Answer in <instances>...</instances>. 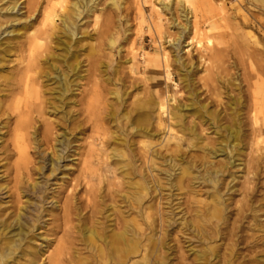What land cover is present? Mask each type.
Returning a JSON list of instances; mask_svg holds the SVG:
<instances>
[{
    "label": "rangeland",
    "instance_id": "obj_1",
    "mask_svg": "<svg viewBox=\"0 0 264 264\" xmlns=\"http://www.w3.org/2000/svg\"><path fill=\"white\" fill-rule=\"evenodd\" d=\"M82 1L74 20L77 34L60 40L61 15L75 0H18L11 13L5 12L7 0H0V31L5 32L0 35V213L23 204L21 189L28 182L42 184L43 199L26 195L44 210L31 243L39 251L36 264H49L60 243L62 264H96L99 248L115 260L107 243L124 225L139 240L127 264L139 262L145 250L150 264H264V10L250 0H93L88 12ZM53 5L54 25L42 27L43 13ZM10 30L20 33L7 34ZM33 34H42L43 47L34 46ZM30 53L36 63L27 74L28 87L36 94L27 99L21 81ZM164 54L170 76L162 68ZM175 57L192 68L188 90ZM151 61L159 62L156 75L147 73ZM76 63L79 68L70 71ZM94 94L99 102L92 111L88 104ZM157 96L167 101L168 111L188 105L182 107V124L193 127L194 135L175 133L178 127L170 132L173 121L166 113L158 120ZM142 99L154 107L151 150L122 117ZM201 104L219 114L222 127L238 125L240 142L231 152L227 147V154H210L229 134L220 130L219 138L212 126L199 123L191 108ZM22 122L26 164L15 148ZM64 135H71L63 151L67 157L50 176L52 145ZM170 137L179 140L167 142ZM175 144L180 159L172 166L167 161ZM112 149L124 156H112ZM198 159L221 166L217 190L225 219L218 225L202 224L212 187L202 181L203 168L194 172L200 179L178 182L180 164ZM139 185L148 189L140 204L132 198ZM91 227L106 241L89 244L84 230Z\"/></svg>",
    "mask_w": 264,
    "mask_h": 264
},
{
    "label": "bare ground",
    "instance_id": "obj_2",
    "mask_svg": "<svg viewBox=\"0 0 264 264\" xmlns=\"http://www.w3.org/2000/svg\"><path fill=\"white\" fill-rule=\"evenodd\" d=\"M93 0H85V7L86 11H91V6L88 7V3H91ZM252 3L257 4L261 9L264 10V0H250ZM7 5L5 7V12H12L15 10L16 5L18 3V0H7ZM62 2H65V0H62ZM186 3H189V0H185ZM82 0H75L74 3L71 4V9H69V13H64L61 16V22H62V35H60L58 38L62 40V37L65 35L68 38L75 36L76 33V25H75V18L79 17L82 12L79 11L80 5H82ZM59 5V4H58ZM31 4L27 3V11L30 14L31 10L30 7ZM61 6V5H60ZM59 8H63L60 7ZM55 5L51 7V9L44 11L43 18L41 25L42 27H53L54 25V18L56 17V11H55ZM164 8H167L166 6ZM1 11V9H0ZM244 15V14H243ZM31 14L28 18H31ZM183 17L185 20H188L186 12H184ZM244 19L247 20V17L244 16ZM188 25V22H187ZM2 24L0 23V30H1ZM186 29V26L183 30ZM5 33L4 31H0V35ZM20 31H14L10 30L7 32V34H19ZM44 34V33H43ZM159 39L160 36L157 34ZM42 34L40 36H37L33 34L31 36V39L34 41V46H37L39 48L44 46V41H42ZM48 36V35H47ZM47 38V37H46ZM45 39V38H44ZM181 36L178 37V39H175V47L177 49L179 48V42H180ZM113 40H109V45H114ZM211 40L208 38L206 41L207 45H211ZM190 44V41L187 45ZM200 45V43H197ZM32 53H30L28 57V63L29 65L26 68V74L23 76V80L21 81V84L23 86L22 90L25 95V97L28 99L31 97V95H35L36 92L29 89V83L31 82L30 77L27 75L28 71L32 68H34V63H36L34 57H32ZM173 63H178L177 67L179 68V71L184 72L181 77V84L182 87L186 90L190 88V75L192 73V68L189 67V65L183 64L180 62L179 58L175 57L173 60ZM50 66L52 67V70H55L54 65L51 63ZM70 71L77 70L79 68L78 64L76 63L74 66H71ZM169 67L170 64L167 62V54L163 55V62H162V68L164 71L167 72L168 76L169 74ZM159 62L158 61H151L150 62V71H147V73L151 75H156V71L159 70ZM184 70V71H183ZM30 72V71H29ZM67 76L62 75V79L64 80ZM59 80L61 78L59 77ZM62 84V88L64 91H68L69 86H67V82L65 79L64 81H60ZM156 84V81L154 82ZM117 101L121 100V94L118 92L112 93ZM158 97V96H157ZM158 102L155 107L157 109V118L159 121L162 120V115L167 114L169 115V121H173V123H170L169 125V131L174 132V128L178 127L177 132L184 133L185 131H188V134L194 135V129L193 127H183L182 124V107L186 108L188 105H183L182 107H179L177 109L172 108L169 111L167 110V101H164L158 97ZM26 102V101H24ZM99 102L98 95L94 94L92 96L91 101L89 102L88 106L92 111L96 110L97 104ZM198 102V101H197ZM200 104V103H199ZM154 110V107H151L150 105V99H142L139 102L134 104V107L131 108L128 112L124 113L122 115L123 119L126 121L127 127L130 130H135V132L139 135L141 139V144L144 147H147L148 150L149 146L151 145L148 140L155 136V133L152 132L151 129V112ZM190 110V109H189ZM206 106L201 104L197 105V107L191 108V113H194V116L199 120L200 122L208 123L209 126H212L214 128L215 134L219 135V138L221 137L220 133H218L220 130L225 129L229 136L228 138H221L222 140L219 142L218 147L216 149H212L210 154L213 158H216L218 155L227 154V147L231 149H234L238 146L240 140V129L238 125H235L234 128L231 126L222 127L220 124H217L219 122V114L207 112ZM135 114V116H132V114ZM113 118L114 115L112 114ZM231 123H234V120L231 121ZM159 123L157 124V126ZM25 122H22L19 127L17 128L19 133L16 135V143L17 146L15 148L17 149V154L23 161V163H27L28 159V145H27V135L25 133H22L21 130H26ZM64 134V133H63ZM35 136V134H33ZM71 135H64V138L59 140L58 136L55 137L54 145H52L51 150V159L47 162L49 166V175L53 176L55 175V172L59 169V160L66 158L67 156H64L63 151H65L69 146V138ZM36 138V137H35ZM169 140H175L178 141L176 137H170L167 139V142ZM36 141V140H35ZM223 144V145H222ZM192 147H194L193 144H191ZM179 144H175V146L169 147V161H167V164H170L172 166H176L177 164H174L177 162L179 158L178 155V148ZM37 148V147H36ZM205 149V148H202ZM205 151V150H204ZM113 155L116 157H123V153L116 152V149H112ZM118 153V154H116ZM208 154V152H207ZM155 156V155H154ZM173 162V163H172ZM183 162V161H182ZM181 162V163H182ZM44 160H42V165L38 167V170L41 171L44 167ZM182 165V166H181ZM213 163H209L206 161H202L201 159L198 160H190L187 163L183 162L180 164L179 167V177L178 182L181 184L183 179L189 178L190 182L192 180L200 179L198 176L194 175V172L199 169L203 168L202 170V181L208 182L212 185L211 187V196L208 204V209H206L205 218L203 217L202 224L203 223H209L218 225L219 222L223 221L224 218V211L225 206H223L222 199L219 195V191L217 190L218 187V174L222 172L221 166L217 165V167L212 168ZM20 167V166H19ZM200 176V174H199ZM22 198L25 197V201L23 204L16 208L15 211L10 212L9 214H2L0 213V264H18L17 261H22L21 264H36V255L39 253L38 250H35L32 248L31 243L34 242L33 238L35 236V231L37 229H40V219L42 218V205L34 202L31 200V197L26 195H35L37 198L43 199V191H42V184L38 180H32L31 182L27 183L26 188L21 189ZM148 189L144 185H139L138 190L136 191V194L133 195V201L140 204L142 202L143 196L147 195ZM34 206L32 209L31 207ZM146 209V208H145ZM146 211V210H145ZM145 219L148 221L150 219V214L148 212L145 213ZM213 221V223H211ZM198 232L199 229H197ZM133 232V230H131ZM129 228L128 225H124V227L120 228L117 233H113V235L110 236L112 241H109L107 243L108 245L112 246V249L114 251L115 260H110L108 258V254L105 250L99 248L98 254L96 258L93 261L96 262V264H127V258L131 252L136 253L137 247H138V239H135L133 236L129 235ZM41 236V234H38ZM84 235L89 242V244L96 246V243L98 241H106L105 238L101 234H99L93 227L91 228H85ZM151 240V236L147 238V240ZM94 248V247H92ZM48 249V248H47ZM208 251L214 255V247H209ZM19 253V254H18ZM44 253V252H43ZM65 246H63L61 243L59 247L54 250L51 257L48 258L49 264H62L65 257ZM20 255V256H19ZM42 255V254H41ZM150 255L147 250L144 251L142 254L140 261L135 262L134 264H150ZM160 261L156 260V263H159ZM161 264V263H160Z\"/></svg>",
    "mask_w": 264,
    "mask_h": 264
}]
</instances>
